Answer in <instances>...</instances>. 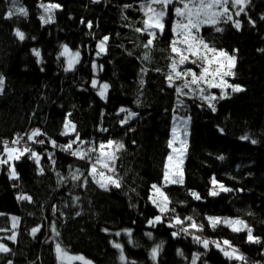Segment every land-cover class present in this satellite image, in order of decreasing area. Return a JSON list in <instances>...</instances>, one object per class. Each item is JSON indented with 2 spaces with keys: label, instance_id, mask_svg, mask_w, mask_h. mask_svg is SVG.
Listing matches in <instances>:
<instances>
[{
  "label": "trees",
  "instance_id": "16d2710c",
  "mask_svg": "<svg viewBox=\"0 0 264 264\" xmlns=\"http://www.w3.org/2000/svg\"><path fill=\"white\" fill-rule=\"evenodd\" d=\"M41 3L61 5L54 9L53 22L42 23ZM141 3L143 0H18L16 6H23L27 17L5 19L13 5L11 0H0V76L4 78L0 138L27 137L39 129L43 134L39 139L55 141L56 149L75 140L77 134L80 140L72 150L98 148L109 139L125 145L115 162L114 175L121 186L108 190L89 175L98 152L90 154V161L56 150L54 163H50L41 151L34 150L40 163L27 155L15 161L18 179H10L9 166L0 165V243L11 250L0 253V264H58L56 243L69 255H83L92 264H122L113 242L120 243L127 261L135 264H192L194 254H199L196 264H244L227 259L213 243L205 249L193 235L219 244L230 241L247 264H264V51H260L264 49V0H249L245 13L234 17L241 21L239 30L231 22L220 23L224 30L219 33L211 26L200 30L207 42L235 56L231 81L243 88L213 100L215 111L198 90L184 89L188 95H178L176 87L183 80H175L169 87L166 75L169 57L174 55L169 48L174 12L170 8L165 17V33L154 47L145 49L147 33L135 31L144 18ZM17 29L25 33L23 41L15 36ZM104 36L109 39L105 51L99 53L97 45ZM63 45L79 52L71 71H65L59 56ZM33 49L39 50L40 57ZM145 54L151 59L145 60ZM185 65L189 63L179 70ZM93 80L109 85L106 98L92 86ZM122 108L136 113L124 125L118 116ZM174 116L190 118L189 135L183 183L166 185L163 173ZM66 117L76 130L62 135ZM244 136L249 139H241ZM49 145L45 142L50 151ZM77 169L83 175L73 180L71 173ZM213 178L232 191H218L216 185L219 194L210 195ZM153 184L162 186L171 201L169 209L175 211L163 214L162 223L150 225L148 221L158 215L150 200ZM192 192L201 198H193ZM20 195L30 196L32 201L18 200ZM12 216L19 218L14 229ZM176 216L184 224L170 227ZM186 217L203 229L190 228L192 221ZM207 217L241 219L261 242H247L246 231L234 232L221 224L212 228ZM53 222L58 237L51 231ZM34 227L40 231L31 237ZM181 227H188L189 234L180 231ZM126 229L131 230V237ZM12 232L15 242L5 238ZM173 232L178 235L174 237ZM158 244L162 248L153 261L151 249Z\"/></svg>",
  "mask_w": 264,
  "mask_h": 264
},
{
  "label": "snow or ice",
  "instance_id": "6c2138e0",
  "mask_svg": "<svg viewBox=\"0 0 264 264\" xmlns=\"http://www.w3.org/2000/svg\"><path fill=\"white\" fill-rule=\"evenodd\" d=\"M98 2V0H96ZM249 0H143V3L140 5V11L143 12L144 18L141 21L142 27L135 28V31L138 33H147L148 39L144 43L143 47L145 49H150L154 47V42L158 39L159 36L163 35L166 31L165 17L169 14V9L174 12L176 17L172 25L173 39L169 43L170 52L174 55H170L169 59L171 61L169 67L170 71L166 75V80L168 81L169 87L174 86L175 80H183L182 86L176 87V92L178 95H188V92L199 91L203 99L209 101L208 106L215 111V105L211 101L216 100V96H204L205 89L201 87L202 84H206L208 88H230L233 92L243 91V88L240 85H233L227 83L224 79L226 76H234V72L231 70L235 67L236 58L234 55H230L227 51L223 49H217L214 43L207 42L201 35L200 30L202 27L211 26L214 28L215 32H222L224 29L219 27L220 23L231 22L232 26L237 30L241 28V21L233 18L232 9H236L234 15L239 17L241 13H245L246 6L248 5ZM13 5L10 8L5 16V19H10L13 16H23L27 17L28 12L23 6H16L18 0H11ZM43 8L44 15L40 17L42 23L48 24L54 20V9H59L61 5L59 4H43L40 5ZM125 8L131 7V5H125ZM264 19V17H262ZM254 24V21H249ZM88 27L91 28V22L88 23ZM15 36L19 40L23 41L25 39V33L19 29L15 31ZM109 37L104 36L103 39L99 42L97 47L101 52L105 51L106 42ZM63 50L60 52L59 56L67 57L68 67L65 71L72 70L75 63L79 60V52L72 53L67 45L62 46ZM260 51H264L261 49ZM35 56L40 57L39 50L33 49ZM99 54V53H98ZM131 54V53H129ZM59 58V57H58ZM145 60H150L151 57L148 54L144 56ZM192 63L198 65L200 68L199 74H197L192 69L179 70V66L186 63ZM159 71V69H156ZM142 71H147L146 69ZM190 77V79H189ZM219 78V82H217ZM97 81H92V86L97 87ZM144 81L141 80V84ZM4 78L0 76V92L3 91ZM195 86V87H193ZM109 88L107 83L100 85L99 95L101 98H106V91ZM184 89H188V92H185ZM227 93L222 92L220 96L221 99L225 98ZM182 103V102H181ZM121 112H128L126 109H120ZM71 115L70 113L68 114ZM136 113L129 112L128 116L121 121V124H127L128 120L135 116ZM177 119L174 117V120ZM184 124L183 132L178 131L177 126L174 123L172 128L173 138L168 141V147L172 149V153L167 157V163L164 166L163 173V182L164 184L168 183H183V172L181 170V165L183 164V157L187 150V124L188 119L179 118ZM64 131L62 135H68L70 132H75L76 126L71 120L65 119L64 122ZM107 131V129H102ZM223 131V130H221ZM43 135L39 129H33L31 134L27 135L28 141H33L34 143L44 144L45 141L40 139L36 140V137ZM24 139L23 136L17 134V137L11 141V144L8 140L0 141L3 144V152L6 154V158H0V165H9V178L18 179V173L16 168L11 161H19L25 155L29 159H33L37 164L40 163V155L32 150L28 146L15 147L14 145H20L21 141ZM241 139H249V137L244 136ZM79 135H76L75 140H70L67 145L61 146L62 150L68 151L70 155L75 156L82 160L91 161V153L98 152L96 155L95 161L91 163V168L89 170V175L92 176L93 181L99 185L100 188L108 190L109 186L119 188L121 186L119 178L115 177V162L118 159L117 153L125 148V145L121 141H114L109 139L106 143L101 142L96 147H91L87 150H81V148L73 149V144H76L79 141ZM179 141V148L173 147L174 143ZM253 144L256 143L255 140L251 141ZM53 146H56L55 141H51ZM81 143H83L81 141ZM219 159H224L223 156H220ZM175 161V163H173ZM54 163V161H53ZM99 165V168L97 167ZM106 170V171H105ZM40 172L43 173V169H40ZM79 173V174H78ZM107 173H112L109 175ZM59 175V174H58ZM83 175L79 169L76 172L71 173L73 180H79L80 176ZM63 178H61V181ZM87 183L85 179L84 184ZM213 190L210 191V195H218L219 192L216 190L215 186L217 181L215 178L211 181ZM153 197H150L152 203L159 209L160 213L166 214L169 211L174 212V209H169V200L167 194L162 190V186L153 184ZM220 191H232V189L225 187L223 184L219 185ZM191 195L195 199H200V195L196 192H192ZM18 200H27L32 201V198L27 195H20L17 197ZM78 200L79 198L76 197ZM57 209L53 208V214ZM80 213L77 212L76 215ZM3 215V213H0ZM13 221V227L15 228L19 218L16 216L11 217ZM188 221H192L189 225L190 228L200 231L203 229V225H197L192 217L185 218ZM209 224L212 228H215L218 224H225L232 228L234 232H247V242L249 243H260L261 240L259 237L253 235V230L241 219H221L219 217H207ZM175 224H170V227H175L176 225H183L184 221L181 220L178 216L174 217ZM162 216L158 215L154 219L149 220L150 225H155L157 223H162ZM51 231L54 236L58 237L60 235L57 230L55 222L50 225ZM40 231L39 227H34L31 229V234L35 237L36 233ZM107 232L108 229H103ZM180 231L185 234H189L188 227H181ZM125 233L131 237V230L126 229ZM117 236L120 235L119 232L116 233ZM151 238V233H146ZM172 235L175 237L178 235L177 232H173ZM8 239L15 240V233L8 237ZM193 239L196 243L202 244L205 249L208 248L210 243L216 245V247L224 254V256L229 260L243 261L244 264H247V260L243 254L239 253V250L231 245L230 241H223V244L227 247H221V245L216 241H209L207 239H202L199 236L193 235ZM131 243V239L129 240ZM112 246L119 250L120 255L119 259L122 264H135L134 261H127V258L124 255L123 246L120 243L113 242ZM162 248V244H158L151 249L150 256L153 261L157 259L159 251ZM230 249V250H229ZM11 250L4 244H0V253H9ZM55 253L58 264H72L73 261H80L81 264H92V262L86 259L83 255H69L68 251L61 246L60 243L55 244ZM178 255H183V252L178 250ZM199 258V254H194L192 264H196V260ZM8 264H12L11 261H8Z\"/></svg>",
  "mask_w": 264,
  "mask_h": 264
},
{
  "label": "rangeland",
  "instance_id": "374dc122",
  "mask_svg": "<svg viewBox=\"0 0 264 264\" xmlns=\"http://www.w3.org/2000/svg\"><path fill=\"white\" fill-rule=\"evenodd\" d=\"M235 11H236V9H232V12H233V18L234 17H236L235 15H234V13H235ZM175 19H176V17H175V15H174V19H173V23H174V21H175ZM173 23H172V25H173ZM173 34V33H172ZM63 50V48L61 49V51ZM71 51V50H70ZM98 51H99V53H103V52H101L100 50H99V48H98ZM72 52V51H71ZM72 53H74V52H72ZM63 58V60H64V69H66L67 67H68V64H67V57H62ZM79 61V60H78ZM189 63V66H187V65H185L184 66V68H183V70L184 69H192L193 71H195L197 74H199V72H200V68L198 67V65H196V64H192V63H190V62H188ZM77 63H75V65H76ZM236 64V63H235ZM74 65V66H75ZM195 67L196 68H198L197 70L195 69ZM74 68V67H73ZM73 70V69H72ZM232 71H234V68L233 69H231ZM69 71H71V70H69ZM232 78H233V76H226V77H224V79L227 81V83H229V84H233L232 83ZM189 79H190V77H189ZM217 82H219V78H217ZM234 85V84H233ZM99 87H100V85H98V83H97V88H98V90H99ZM201 87H203L204 89H205V92H204V96H216L217 98H220V96L222 95V92H225V93H227V95L225 96V97H227L230 93H234L230 88H225V89H221V88H208L207 87V85L206 84H202L201 85ZM218 93H219V95H218ZM199 95H200V93H199ZM201 96V95H200ZM207 101V100H206ZM208 103H209V101H207ZM212 102V101H211ZM128 114H129V111L128 112H121L120 110H119V112H118V116L120 117V119H121V121L122 120H124L127 116H128ZM134 117L135 116H133V117H131L129 120H128V123L131 121V120H133L134 119ZM174 117L175 118H177V119H175L174 120ZM173 117V121H172V128H173V126H174V123H175V125L177 126V128H178V131H180L181 133L183 132V129H184V124L182 123V121L179 119V118H185V119H188V117H180V116H174ZM124 125V124H123ZM189 125H190V121L188 120V124H187V140H188V135H189ZM172 128H171V133H170V138H169V140L170 139H172L173 138V134H172ZM25 138H27V137H24V139ZM2 139V138H1ZM23 139V140H24ZM36 140H40L39 139V137H36L35 138ZM43 140V139H42ZM50 143V146L52 145V149H53V144L51 143V142H49ZM45 144V143H44ZM44 144H40V143H34L33 141H28V144L26 145L25 144V141H21V144L20 145H17L18 147H23V146H28V147H30L32 150H37L38 152H40L41 151V153H43V154H46V150L45 149H42V148H47V146H45ZM173 147H176V148H179L180 147V145H179V141H177L176 143H174V145H173ZM60 148V149H59ZM169 148V147H168ZM58 149L60 150V151H62V152H65L64 150H62V148L61 147H58ZM56 150V149H55ZM170 153H172V149L171 148H169V154ZM56 154V151L54 152V155ZM169 154H168V156H169ZM52 155V154H51ZM51 155L49 156L48 154H46V156H45V158L50 162V163H52V159H51ZM44 156V155H43ZM53 156V155H52ZM167 156V157H168ZM0 158H6V154L3 152V146H0ZM51 159V160H50ZM184 159H185V155H184V157H183V163H184ZM11 164H13L14 165V163H15V161H11L10 162ZM166 163H167V160H166ZM173 163H175V161L173 162ZM7 166H9V165H7ZM97 167L99 168V165H97ZM10 170V169H9ZM181 170H182V172H183V164L181 165ZM106 171V170H105ZM107 174H109V175H111V173H107ZM169 184H173V183H168V184H166V185H169ZM175 184H179V183H175ZM217 189H218V191H220L219 190V184H217ZM153 195H154V193H153V190L151 191V197H153ZM151 200V199H150ZM151 203H152V200H151ZM152 205L153 206H155L153 203H152ZM156 207V206H155ZM156 209H157V211H158V215H161L162 216V214L160 213V211H159V209L156 207ZM167 214V213H166ZM165 214V215H166ZM157 215V216H158ZM155 218V217H154ZM153 218V219H154ZM221 219H224V218H221ZM221 225L222 226H226V227H228L229 229H231L232 230V228L231 227H229V226H227V225H225V224H223V223H221ZM12 228L14 229V227H13V225H12ZM15 232H12L10 235H6L5 236V238L7 239V240H9V241H12V242H15V240H16V233H15V240L13 241V240H11V239H8V237H10V236H12L13 234H14ZM38 233V232H37ZM36 233V234H37ZM30 236L31 237H34L32 234H31V232H30ZM36 236V235H35ZM0 238H3V237H0ZM212 241H215V240H212ZM0 244H3L2 242L0 243ZM221 245V247H227V246H225L224 244H220ZM230 250V249H229ZM81 264V262L80 261H73L72 262V264Z\"/></svg>",
  "mask_w": 264,
  "mask_h": 264
},
{
  "label": "built area",
  "instance_id": "2783aa9c",
  "mask_svg": "<svg viewBox=\"0 0 264 264\" xmlns=\"http://www.w3.org/2000/svg\"><path fill=\"white\" fill-rule=\"evenodd\" d=\"M3 140H8V139H1L0 138V141H3ZM45 142H48L49 143V140L48 139H46V138H44L43 139ZM9 141V143L11 144V139L10 140H8ZM22 141H25V144L27 145L28 144V140H27V138H25L24 140H22ZM31 142V141H30ZM45 145V144H44ZM0 146H3V144L2 143H0ZM15 147H18L17 145H14ZM50 146V145H49ZM51 147V150L49 151V149L50 148H42V149H45L46 150V154H48L49 156L51 155V154H54V152L56 151V150H58V151H60L59 149H56L54 146H53V149H52V145L50 146ZM62 148V147H61ZM56 149V150H55ZM46 154H44L45 156H46ZM51 159H52V155H51ZM50 159V160H51ZM52 161V163H53V159L51 160Z\"/></svg>",
  "mask_w": 264,
  "mask_h": 264
}]
</instances>
